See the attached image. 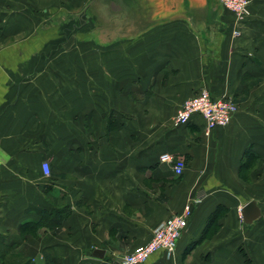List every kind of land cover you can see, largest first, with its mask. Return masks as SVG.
<instances>
[{"label": "crops", "instance_id": "crops-1", "mask_svg": "<svg viewBox=\"0 0 264 264\" xmlns=\"http://www.w3.org/2000/svg\"><path fill=\"white\" fill-rule=\"evenodd\" d=\"M110 1L91 34L112 57L64 97L38 58L53 24L0 0V264H120L185 207L174 249L143 264H243L241 250L264 264V0L240 21L205 0ZM202 87L237 104L207 133L198 113L175 122ZM247 147L259 158L240 172Z\"/></svg>", "mask_w": 264, "mask_h": 264}, {"label": "rangeland", "instance_id": "rangeland-1", "mask_svg": "<svg viewBox=\"0 0 264 264\" xmlns=\"http://www.w3.org/2000/svg\"><path fill=\"white\" fill-rule=\"evenodd\" d=\"M24 1L28 2L29 0ZM30 1L35 4L30 5L29 8L22 6V13L38 16L39 25L53 24L54 26L56 34L48 39L49 45H45L40 50L38 58L42 62L49 60L57 65V68L51 69V77L55 78L54 82L58 84V90L65 97L69 93V89L74 88L77 81L81 84L83 76L87 74L88 66L89 70L92 69L90 63H95L93 61L102 55L104 58L112 57V46L107 45V47L101 48V45H98L92 36L98 25L93 12L96 0ZM243 5L249 12V0H244ZM221 6L218 5V9L223 10V16L229 14L227 11L230 12V21H240L249 14L247 12L248 14L245 13L241 17H237L232 9L224 7L223 9ZM24 31L27 32L26 29ZM235 31H238L237 28L231 29L232 33ZM60 86L63 90L60 89ZM70 93L72 94V92ZM65 103L67 101H64Z\"/></svg>", "mask_w": 264, "mask_h": 264}, {"label": "built area", "instance_id": "built-area-1", "mask_svg": "<svg viewBox=\"0 0 264 264\" xmlns=\"http://www.w3.org/2000/svg\"><path fill=\"white\" fill-rule=\"evenodd\" d=\"M243 2L244 0H219L222 7L232 9L237 17L249 13ZM236 110L237 104L233 97L230 98L224 95L212 97L209 91L202 87L180 103L175 114V122L184 123L188 120L190 114L198 113L203 119V133H207L217 125H226ZM161 157L173 160L167 153L161 154ZM172 167L175 174L181 173L183 160L179 157L175 158ZM41 172L44 175L49 174V166L45 161L41 163ZM184 209L178 214H172L164 221L157 223L151 230L149 240L123 253L120 264H143L151 255V252L156 250L170 253L174 249L178 235L185 225L188 209L186 207Z\"/></svg>", "mask_w": 264, "mask_h": 264}, {"label": "trees", "instance_id": "trees-1", "mask_svg": "<svg viewBox=\"0 0 264 264\" xmlns=\"http://www.w3.org/2000/svg\"><path fill=\"white\" fill-rule=\"evenodd\" d=\"M211 96L214 97L213 95H211ZM258 158H259V154L255 150H252L250 147H247L242 152V157L240 158V161H239L238 170L240 172L247 171L248 168L253 166L254 163L258 161ZM63 210H64L63 208H56L55 209V211L53 213L54 214L53 217L56 218V221H59L60 217H62ZM191 245H193V244H191ZM241 255L243 256V264H252L251 260L248 258V256L246 255V253L243 250H241ZM210 264H217V263H210Z\"/></svg>", "mask_w": 264, "mask_h": 264}, {"label": "water", "instance_id": "water-1", "mask_svg": "<svg viewBox=\"0 0 264 264\" xmlns=\"http://www.w3.org/2000/svg\"><path fill=\"white\" fill-rule=\"evenodd\" d=\"M205 1L207 3L214 4V9L216 7L218 8V5H220L219 0H205ZM100 3H101V0H97L96 1V7H98V4H100ZM114 3L115 2H113V1H110V3H109L108 0H103L101 5H103V8H105L106 5L108 8H110L109 6H111V5H112V7H114ZM96 7H95V9H96ZM240 207H241L240 208V213H241L240 217H241L242 222H244L245 224L251 223L252 220L256 219L260 214L259 208L256 206L254 199H248V201L244 202Z\"/></svg>", "mask_w": 264, "mask_h": 264}]
</instances>
